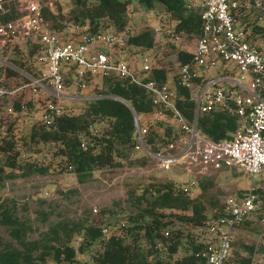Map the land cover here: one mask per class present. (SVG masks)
I'll return each mask as SVG.
<instances>
[{"label": "trees", "instance_id": "obj_1", "mask_svg": "<svg viewBox=\"0 0 264 264\" xmlns=\"http://www.w3.org/2000/svg\"><path fill=\"white\" fill-rule=\"evenodd\" d=\"M138 1L149 8L162 7V15L165 14L173 22L175 20L172 27H165L171 32L189 37L200 35L199 13L188 6V0ZM41 2L44 3V16L55 30L61 31L68 24H78L89 32L108 28L123 30L127 22L125 15L131 4V0H72L71 6L63 10L58 0ZM20 3L21 0L6 2L7 10L0 11V17H17ZM263 20L257 15L244 19V23L251 27V40L260 49L264 47L257 43V37L264 35ZM165 28L161 27L163 36H167L163 33ZM127 31L129 35L125 43L128 46L138 50L150 49L157 44L162 46V34L156 37L152 28L137 33ZM7 46L0 48V59L10 65L0 61V77L9 84L17 85L29 80L24 73L39 76L30 59L31 56L36 59L34 47L28 46L26 54L16 47L19 55L13 58L7 55ZM191 59L192 51L177 49L178 64ZM166 65L158 60L146 72L144 79H155L158 83L172 81L177 88V105L192 122L195 113L192 93L179 84L177 72L169 77ZM65 71H69V78H73L75 67L71 65ZM90 78L92 76L86 77V86ZM99 78L94 86L95 93L87 100L83 110L73 113L63 109L51 124L46 125L39 120L25 134H17L14 121L0 115V126L6 123L3 132L0 130V158L3 155L5 158L0 169L8 175L16 168L21 171L20 175L48 172L55 165L40 163L27 153L30 147L36 150L38 145H42L59 157L61 171L72 172L82 183L93 178L95 170H103L106 165L111 171L124 165L135 168L148 166L152 159L150 154L133 149L136 142L135 116H138L140 126H147L144 140L152 152L182 136L179 127L169 118V110L157 121H146L157 106L152 103L145 88L127 77L113 75ZM67 79L68 76L65 81ZM38 101L41 105L47 102L43 98H38ZM33 103L31 98L25 102L15 98L11 113ZM238 121L236 114L225 110L200 111L196 127L206 136L219 140L231 138L238 128ZM193 183L197 192L191 189L184 191L183 185L174 180L154 175L142 178L128 191L132 208L123 212L116 227L108 218L106 207L93 212L83 209L77 216H67L59 211V217L37 236H32L37 226L28 220L27 215L18 212V198L0 196V226L4 229V234H0V264H207L203 253L208 240L206 237L194 238L192 229L205 228L208 216L221 212L223 190L213 189L210 178H200ZM254 191L260 195L261 204L252 212L261 211L260 218L264 216V188L259 185L254 187ZM25 206L24 203L21 207ZM54 207L48 203V210H40L42 220L52 213ZM104 227L108 230L104 231ZM166 230L168 234L164 233ZM158 241L161 245H157ZM236 245L232 246L226 264H262L260 260H253L251 254L255 252V247L252 243L246 244L244 251ZM178 251L180 253L176 254Z\"/></svg>", "mask_w": 264, "mask_h": 264}, {"label": "built area", "instance_id": "obj_2", "mask_svg": "<svg viewBox=\"0 0 264 264\" xmlns=\"http://www.w3.org/2000/svg\"><path fill=\"white\" fill-rule=\"evenodd\" d=\"M8 1L0 0L1 12L7 10L5 3ZM188 6L199 13L201 33L191 61L179 63L177 78L180 85L195 90L192 122L177 105V88L172 81L158 83L155 79H144L154 65L151 56H144L142 65L137 67L111 54L110 49L115 44H125L129 35L127 30L89 32L78 24L66 25L65 31L55 30L44 16L41 0H21L17 17H0V48L10 42L24 44L26 48L34 47V56L41 65L39 76L27 74L30 80L21 84H9L0 77V115L13 112L15 95L25 90L44 89L61 96L65 69L71 65L75 67V78L83 87L87 76L127 77L145 88L157 106L146 121H157L169 110V118L182 134L164 148L152 152L144 140L147 126H140L138 116H135L134 150L148 152L163 170L181 163L187 170L197 167V171L205 174L224 168H240L251 177L264 175V49L251 40V27L244 23V19L255 15L264 19V0H188ZM153 30L156 36L161 33L160 27ZM170 34L178 38V34ZM0 61L10 65L6 60ZM219 62L220 66L232 65L230 69L235 68L237 75L227 72L229 69L210 74ZM210 110H225L239 117L238 128L231 138L215 140L197 129L198 113ZM62 112V106L49 99L41 109L39 120L49 125ZM5 124L0 126L2 132ZM254 187H249L240 197L224 195L221 212L210 214L206 219L205 228L212 234L203 253L207 264H226L232 249L234 228L260 202ZM188 189V185H183L184 191ZM92 210L96 211V206ZM164 233L168 234V231ZM157 245L161 242L158 241Z\"/></svg>", "mask_w": 264, "mask_h": 264}, {"label": "rangeland", "instance_id": "obj_3", "mask_svg": "<svg viewBox=\"0 0 264 264\" xmlns=\"http://www.w3.org/2000/svg\"><path fill=\"white\" fill-rule=\"evenodd\" d=\"M51 1L53 2L54 0ZM58 1L63 10H67L72 4V0ZM194 1L198 2L199 0ZM125 18L127 20L125 27L121 31L117 30V32L130 30V32L137 33L145 28L153 29L154 27L160 26L165 28L168 25L172 27L175 22V20L174 22L169 20L165 14L162 15V7L154 6L149 8L142 5L138 0H131L129 12L125 15ZM262 22L264 23V20ZM160 23L163 25H160ZM165 29L163 33H166L167 36H163L162 29L160 30L161 33L156 36L159 38L162 34V46L157 44L150 49L138 50L137 47L128 46L126 43L123 45L115 44L113 48L116 51V56L137 67L142 65L144 56H151L153 64L157 63L158 60L167 64L168 74L171 77L173 73L178 71L179 67L176 61L177 49L183 48L193 51L197 37L181 36L178 34V38H175L170 34L171 31L169 28ZM108 30H112V28H108ZM257 38V43H260V46L264 47V35H260ZM16 47L20 51H23V54H26L24 44L18 45L10 42L7 46V55L13 58L18 56ZM30 59L34 62V67L39 75L41 71L40 63L33 56ZM217 67H220V62L217 64ZM224 67L230 70L227 72L237 75L238 71L235 68L230 69L232 65L226 63ZM68 72H65L68 79L65 81L61 96H56L44 89H39L35 92L25 90L23 93H19L17 96L15 95L16 99H22L24 102L29 98L34 102L28 107L24 105L14 114L7 115V113H3V117L14 121V131L17 134L20 135L29 132L31 125L39 121L43 105L39 103L38 98H43L45 101L52 99L62 106L63 109H68L73 113H78L83 110L87 105V100L95 93L94 86L99 82L100 78L92 76L89 80V85L83 87L79 80L75 78L74 74L73 78H69L70 73ZM214 73L219 72L218 70L216 72H210V74ZM24 75L30 80L27 74L24 73ZM190 91L192 95L195 93L194 89H190ZM38 146L37 151L35 149L33 150V147H30L27 153H30L31 158L36 159L40 163L47 164L51 162L52 165H55L48 172L43 174L31 172L20 175L21 171L16 168L8 175L0 169V196H14L18 198V212L27 215L28 220L37 226V230L32 233V236H37L50 222L57 219L59 217V211L67 216H77L82 213L83 209L93 212V206H96L97 210L106 207L108 209V218L112 223L114 222L113 227H116L122 219L123 212L132 208L128 193L130 188L136 185L142 178L146 179L153 175L158 178L177 181L182 185H188V188L192 192H197L198 189L195 187L196 184H192L191 181L200 178H210L214 184L213 189L221 188L223 190L220 196L222 199L226 194L242 196L253 185L255 187L261 185L264 188V175L255 174L251 177L240 168H224V170L221 169L214 173L205 174L200 170L197 171V167L192 170H187L183 164L176 163L171 168L163 170L156 165L153 159L150 160L146 168H135L124 165L111 171L106 165L103 170H95L93 178L81 183L76 180L72 172H64L59 169V157L54 156L51 151H47L46 147L42 145ZM4 160L3 155L0 158V167L3 165ZM24 203L26 206L23 208L21 206ZM48 203L55 207L52 213H48L45 219L42 220L43 214L40 210H48ZM56 203L58 204L55 205ZM260 204H258V207ZM260 214L261 211L251 212L240 224L236 225L232 237V246L237 244L236 246L240 250L244 251L246 244H253L255 252H252L251 255L254 261L264 259V216L259 218ZM0 234H4L2 226H0ZM192 236L197 239L206 237L209 240L212 234L207 228L199 227L192 229ZM179 253L178 251L176 254Z\"/></svg>", "mask_w": 264, "mask_h": 264}, {"label": "crops", "instance_id": "obj_4", "mask_svg": "<svg viewBox=\"0 0 264 264\" xmlns=\"http://www.w3.org/2000/svg\"><path fill=\"white\" fill-rule=\"evenodd\" d=\"M110 52H111V54L113 55V56H115V57H117L116 56V51H115V49L112 47L111 49H110ZM118 58V57H117ZM215 69V70H214ZM227 67H224V66H220V67H217V68H213L210 72H216V70H218V72H224V71H227ZM87 87V86H86ZM73 97V96H72ZM226 169V168H225ZM222 170H224V169H222ZM261 262H264V259L262 258V260H261Z\"/></svg>", "mask_w": 264, "mask_h": 264}]
</instances>
